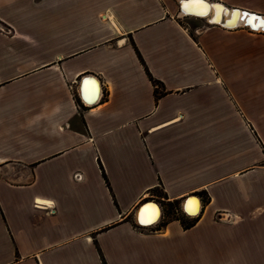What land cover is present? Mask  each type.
<instances>
[{
  "label": "crops",
  "instance_id": "crops-1",
  "mask_svg": "<svg viewBox=\"0 0 264 264\" xmlns=\"http://www.w3.org/2000/svg\"><path fill=\"white\" fill-rule=\"evenodd\" d=\"M179 3L0 0V264H264V34Z\"/></svg>",
  "mask_w": 264,
  "mask_h": 264
},
{
  "label": "bare ground",
  "instance_id": "bare-ground-1",
  "mask_svg": "<svg viewBox=\"0 0 264 264\" xmlns=\"http://www.w3.org/2000/svg\"><path fill=\"white\" fill-rule=\"evenodd\" d=\"M205 3L208 5V11L206 14H201V9L195 7L191 0H180L179 6L181 10V14L186 16L198 17L201 19H207L208 22L216 25H223L232 29L245 27V23L249 25L250 28H253L255 32H263L264 29V14L256 13L253 11H248L246 9L239 8H226L221 3L206 1ZM234 9H239L235 12H232ZM242 11H246L250 14H256L260 17L258 19H254V16H244L241 14ZM248 18V19H247ZM247 29L250 30V28ZM254 32V31H253ZM264 33V32H263ZM99 87L97 88L96 96L93 100H86V103L92 104L96 102L99 95ZM84 96V95H83ZM192 203V205H191ZM184 211L190 215L195 216L199 213L200 204L197 198L187 199L184 202ZM161 217V210L159 206L154 203H147L137 214V225L139 226H150L158 222Z\"/></svg>",
  "mask_w": 264,
  "mask_h": 264
},
{
  "label": "trees",
  "instance_id": "trees-1",
  "mask_svg": "<svg viewBox=\"0 0 264 264\" xmlns=\"http://www.w3.org/2000/svg\"><path fill=\"white\" fill-rule=\"evenodd\" d=\"M145 71H146L147 75L149 76V78H150L151 82L153 83V85H154V86H158V82L155 81V80L149 75V73H148V71H147L146 68H145ZM155 94H156V96H157V94H158L157 89H155ZM166 207H167L166 211L169 212V213L172 215V217H174L175 219H178V220L181 222V224H182V226H183L184 228H189V227H191V226L193 225L192 222H191V223H187V222L184 220L186 217L183 216V215H181V214L179 213V208H180V207H179V201L171 202V203H169V206H166ZM164 213H165V211H164ZM195 220H196V218L191 219V221H195Z\"/></svg>",
  "mask_w": 264,
  "mask_h": 264
},
{
  "label": "built area",
  "instance_id": "built-area-1",
  "mask_svg": "<svg viewBox=\"0 0 264 264\" xmlns=\"http://www.w3.org/2000/svg\"><path fill=\"white\" fill-rule=\"evenodd\" d=\"M183 17H187L186 15H183ZM75 179L76 180H81V177L78 175V174H76L75 175ZM187 199H189V197H187L184 201H183V203L187 200ZM141 204H143V202L141 203ZM140 204V205H141ZM200 204V203H199ZM139 205V206H140ZM158 205V204H157ZM159 206V205H158ZM179 213L181 214V215H183V216H185L186 218H189V219H193V218H196L197 216H198V214L197 215H195V216H190V215H188L183 209H182V204H181V206H180V204H179ZM138 208V207H137ZM160 208V207H159ZM160 210H161V208H160ZM199 212H200V209H199ZM161 213H162V211H161ZM218 216L216 217V219L217 220H219V221H226V222H231V221H233L232 220V217L227 213V212H220V213H218L217 214ZM163 218V215H161V217H160V219H162ZM160 219L158 220V222L157 223H155V224H153V225H150V226H147V227H144V226H139V225H137L136 224V226L137 227H139V228H150V227H152V226H157L158 225V223L160 222Z\"/></svg>",
  "mask_w": 264,
  "mask_h": 264
},
{
  "label": "water",
  "instance_id": "water-1",
  "mask_svg": "<svg viewBox=\"0 0 264 264\" xmlns=\"http://www.w3.org/2000/svg\"><path fill=\"white\" fill-rule=\"evenodd\" d=\"M237 10H239V9H234L232 12H235V11H237ZM241 14L242 15H244V16H254V19H258L260 16L259 15H256V14H250V13H247L246 11H242L241 12ZM245 14H247V15H245ZM248 19V18H247ZM208 23H210V22H208ZM210 24H212V23H210ZM220 26H222L223 28H227V29H232V28H229V27H226V26H223V25H220ZM245 27H249V25H247V23H245ZM250 28V27H249ZM250 30L251 31H254L255 32V30L253 29V28H250ZM263 32H264V29L262 30ZM190 197L191 198H197L198 199V197H196L195 195H192V196H189V199H190ZM198 201H199V199H198ZM147 203H151V202H148V201H145V202H143V204H141L140 206H138V208H137V211H136V214H135V218H134V220H135V222L137 223V214H139V211L147 204ZM157 204V203H156ZM184 203H182V209L184 210V205H183Z\"/></svg>",
  "mask_w": 264,
  "mask_h": 264
},
{
  "label": "rangeland",
  "instance_id": "rangeland-1",
  "mask_svg": "<svg viewBox=\"0 0 264 264\" xmlns=\"http://www.w3.org/2000/svg\"><path fill=\"white\" fill-rule=\"evenodd\" d=\"M179 16V18H180V20H181V23L183 24V25H186V26H188V25H190V26H192V27H194V24H196L195 22H201V23H205L206 22V20L205 19H195V18H192L193 16H187V17H183L182 15L180 16V15H178ZM208 22V21H207ZM240 28H242V27H240ZM254 33H262V34H264L263 32H254ZM163 212V211H162ZM163 219V218H162ZM162 219H160V222L162 221ZM159 222V223H160ZM158 223V224H159Z\"/></svg>",
  "mask_w": 264,
  "mask_h": 264
},
{
  "label": "snow or ice",
  "instance_id": "snow-or-ice-1",
  "mask_svg": "<svg viewBox=\"0 0 264 264\" xmlns=\"http://www.w3.org/2000/svg\"><path fill=\"white\" fill-rule=\"evenodd\" d=\"M191 3L195 7L201 9V14L202 15L207 13V11H208V5L205 3V0H191ZM245 15H247V14H245Z\"/></svg>",
  "mask_w": 264,
  "mask_h": 264
}]
</instances>
